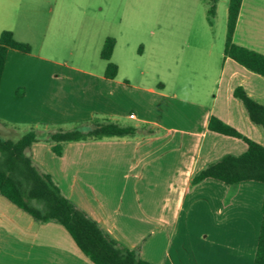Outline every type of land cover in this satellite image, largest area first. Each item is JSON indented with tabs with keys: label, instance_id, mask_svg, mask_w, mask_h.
Listing matches in <instances>:
<instances>
[{
	"label": "crops",
	"instance_id": "crops-1",
	"mask_svg": "<svg viewBox=\"0 0 264 264\" xmlns=\"http://www.w3.org/2000/svg\"><path fill=\"white\" fill-rule=\"evenodd\" d=\"M4 4L18 6L27 29L22 38L15 29L13 32L34 48L37 40L27 35L33 30V17L39 16V0H4ZM229 4L230 0L225 6L226 26ZM233 38L239 45L264 53V0H243ZM141 48L143 54L144 45ZM32 52L9 50L0 85V132H13L20 126L39 132L42 124L89 121L99 115L121 123L123 119L136 120L135 126L140 128L147 126L131 137L66 142L62 154H57L54 144L42 135L28 153L64 194L111 236L131 248L147 238L141 249L143 258L155 264H213L211 255L220 231L233 236L244 227H238L239 222L228 215V208L234 213L236 207L227 200L229 191L237 188L234 202L245 199L247 190L259 188L261 205L264 185L255 180L231 185L214 178L192 184V179L209 163L226 154H242L248 148L241 138L210 130L213 115L264 145L263 126L250 119L244 103L234 95L235 88L242 86L264 104V76L227 56L224 50L223 62L207 91L209 96L196 89L195 100L177 103L178 93L164 92V83H158L161 90H157L155 85H133L129 76L118 79V63L115 78L99 77L100 88L89 85L87 79L65 75L73 91L58 92L61 111L43 99L45 84L39 75L44 77L45 73L39 71V54ZM140 73L145 74L144 70ZM93 89L99 94L98 106L83 99L85 95L92 99ZM129 89L136 93L129 95ZM128 95L131 106L125 110ZM132 113L135 118L130 117ZM211 197L220 204L210 202ZM248 231L242 232L245 239L240 247L234 241L231 248L227 247V264H254L260 228ZM247 235H253L251 243ZM0 264L95 263L62 224L41 223L0 194Z\"/></svg>",
	"mask_w": 264,
	"mask_h": 264
},
{
	"label": "rangeland",
	"instance_id": "rangeland-1",
	"mask_svg": "<svg viewBox=\"0 0 264 264\" xmlns=\"http://www.w3.org/2000/svg\"><path fill=\"white\" fill-rule=\"evenodd\" d=\"M227 2L219 0L218 18L215 17L212 25L207 0H39V16L33 17V30L27 36L30 40H37L32 54H39V71L44 70L45 73L44 77L39 75V80L43 79L46 86L43 99L61 109L60 103H63L58 92L63 89L70 93L72 90L71 82L65 75L87 79L89 85L100 88L99 77L106 75L109 62L101 56L104 41L108 37L117 40L110 61L120 64L118 79L129 76L131 84L155 85L157 90H161L158 83H164V92L178 93L177 103L183 99L188 102L195 100L196 89L202 91L204 96H209L207 91L213 86L215 73L223 62L221 53L226 46ZM19 11L18 6L8 7L4 0H0V34L3 30L15 29L18 38L24 36L26 18ZM141 45L145 47L143 54L140 53ZM210 51L213 53L210 54ZM142 70L144 75L140 73ZM80 83L82 86L83 82ZM133 92L136 93L135 90H128L129 95ZM129 95L125 97V110L131 106ZM81 96L84 97V94ZM91 98L85 95L83 99L92 106L100 105L99 94L94 89ZM97 118H101L100 115ZM97 118L50 126L42 124L39 125V133L48 136L51 130L73 127L89 130ZM122 122L130 125L138 123L131 119H123ZM32 128L20 126L13 132L2 131L0 136L17 140ZM257 183L264 185L262 182ZM236 191L237 188L232 189L227 195L230 204L236 205L234 213L230 212L232 208H228V215L239 222L238 227H244L241 230L236 227L241 233L236 232L233 236L220 231V235L215 238L218 245L213 248L211 255L213 264H227L229 261L224 255L231 248L232 241L236 247H240L242 239H245L242 232L259 229L261 225L262 202L260 205L259 200L262 191L259 188L249 189L245 199L237 198L232 202ZM216 201L220 204L219 200L211 197L210 202ZM238 206L241 208L236 210ZM247 238L251 243L253 235H247ZM145 240L138 246L142 250ZM201 241L204 242V239ZM193 243H196L195 239Z\"/></svg>",
	"mask_w": 264,
	"mask_h": 264
},
{
	"label": "trees",
	"instance_id": "trees-1",
	"mask_svg": "<svg viewBox=\"0 0 264 264\" xmlns=\"http://www.w3.org/2000/svg\"><path fill=\"white\" fill-rule=\"evenodd\" d=\"M207 1L209 21L213 25L219 0ZM242 2L243 0H230L225 54L264 76V53L239 45L233 38ZM116 42V38L108 37L101 51V56L109 61L105 73L107 78H115L119 71L118 64L110 61ZM10 49L31 53L33 46L18 40L12 30L1 32L0 85ZM234 95L242 100L250 119L264 128V104L251 97L242 86L235 88ZM146 127L123 124L109 118H97L89 130L79 127L51 130L46 140L54 144L53 149L57 154H62L66 142L131 137L144 131ZM209 129L241 138L248 144V148L242 154H226L219 160L209 163L194 175L192 184L208 178L231 185L248 180L264 183L263 144L247 137L214 115L210 118ZM41 139L42 135L36 129L29 130L17 140L0 136V194L41 223L56 221L62 224L81 251L95 264H155L142 257L140 247L131 248L111 236L95 219L64 194L50 174L41 170L28 153L32 144ZM261 212L262 222L254 264H264V198Z\"/></svg>",
	"mask_w": 264,
	"mask_h": 264
},
{
	"label": "built area",
	"instance_id": "built-area-1",
	"mask_svg": "<svg viewBox=\"0 0 264 264\" xmlns=\"http://www.w3.org/2000/svg\"><path fill=\"white\" fill-rule=\"evenodd\" d=\"M130 117H131V118H135L136 115H135L134 113H132V114L130 115Z\"/></svg>",
	"mask_w": 264,
	"mask_h": 264
}]
</instances>
